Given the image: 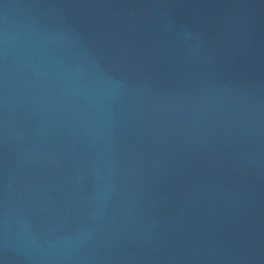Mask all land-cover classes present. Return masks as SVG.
I'll return each instance as SVG.
<instances>
[{
	"label": "water",
	"instance_id": "95a60500",
	"mask_svg": "<svg viewBox=\"0 0 264 264\" xmlns=\"http://www.w3.org/2000/svg\"><path fill=\"white\" fill-rule=\"evenodd\" d=\"M0 264H264V0H0Z\"/></svg>",
	"mask_w": 264,
	"mask_h": 264
}]
</instances>
